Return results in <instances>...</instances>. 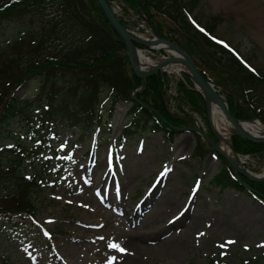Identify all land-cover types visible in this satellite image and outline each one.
Here are the masks:
<instances>
[{"label": "rangeland", "instance_id": "374dc122", "mask_svg": "<svg viewBox=\"0 0 264 264\" xmlns=\"http://www.w3.org/2000/svg\"><path fill=\"white\" fill-rule=\"evenodd\" d=\"M198 2L191 16L201 25L214 23L217 38L236 48L243 60L263 69L264 0ZM122 5L113 2L116 11ZM51 8H57V4L38 13H23L18 19L1 20L0 46L11 43L26 26L29 30L40 32V17L45 21V14L51 13V17L57 14ZM133 20H139L138 16L134 14ZM158 20L162 21L164 29H168L167 21L159 17ZM139 25L141 23L130 25L131 31L149 38V32ZM142 51L154 62L162 57ZM192 51L204 64L199 51L196 48ZM167 56L170 54L164 57ZM203 68L209 72L206 65ZM164 72L169 79V97L164 100H167L171 113L187 123L184 126L186 130L177 136L175 143L165 144L157 134L138 131L136 134L133 131L126 143L112 153V146L128 123L127 106L123 104L117 106L113 118L109 119L111 128L102 126L97 134L93 133L82 142L78 140L79 131L59 130L52 144L55 143V148L60 144L62 151H68L58 159L62 167L53 172L46 185L43 184V191L32 197L36 208L34 222L41 227L28 221L26 228L2 229L5 236L0 237V264L2 259L5 264H264V208L246 194L231 190L220 193L217 188L207 185L222 160L190 129L195 126L215 141L212 133L207 132V111L203 117L196 112L190 113L185 101L183 103L179 99L177 78H172L175 75L180 79V71L166 68ZM213 75L223 83L231 84L227 81L230 74L225 69L217 68ZM31 80L34 79L30 78L17 91L15 89L13 95L33 94L30 91L35 85ZM20 127H23L22 123H14L8 127V135L0 132V146H8L12 141L8 136L16 137ZM21 141L26 144V141ZM198 141L207 153L202 161L189 159ZM89 151L97 161L96 167H91ZM239 156L245 160L243 165L251 174H264V156ZM36 162L34 158L30 166ZM42 162L38 167L44 166ZM24 165V173L30 174L33 169L29 168L28 161ZM51 165H56L55 160ZM133 169L138 173L136 178L130 174ZM193 175L197 176L196 181H193ZM109 178L114 182V188L108 201L121 203L128 218L136 214L142 202H145L142 208L145 207L149 202H146V197L149 200L153 192L159 193L164 189L163 194L160 192L151 202L155 205L150 212L153 221L143 223L138 221L139 218L136 222L133 220L131 229L134 234L145 237V243L140 247H134L126 234L113 231L117 230V223H113L112 218H125L115 211L116 208L112 212L101 204V200L105 204L109 191L101 190L99 186L107 183ZM95 206L99 213L104 209L108 215L94 213L95 217H89ZM172 219L173 224L169 222ZM111 244H118L125 251L110 247ZM218 257L219 261H215Z\"/></svg>", "mask_w": 264, "mask_h": 264}, {"label": "trees", "instance_id": "16d2710c", "mask_svg": "<svg viewBox=\"0 0 264 264\" xmlns=\"http://www.w3.org/2000/svg\"><path fill=\"white\" fill-rule=\"evenodd\" d=\"M108 1L122 3L124 6L119 9L124 15L128 10L138 18L142 15L158 35L184 48L202 76L221 87L235 118L242 121L256 118L264 124V70L245 68L229 49L213 40L214 23H205L204 33L191 26L188 19L199 0ZM53 4L57 8L51 11L57 14L54 17L45 14V21L40 17V32L26 26L19 38L0 46V131L13 122H22L24 130L31 133L35 126L45 132L77 128L83 140L110 118L114 107L121 103L128 106L135 130L157 133L165 141H174L179 132L167 124L181 128L186 122L167 110L164 98L168 77L159 73L147 78L143 90L132 99L141 81L132 75L124 46L118 42L95 0H0V21L21 18L23 13H38ZM158 17L168 22V29L163 28ZM119 21L126 24L122 18ZM192 48L199 51L204 64ZM217 68L230 74L227 81L231 84L213 75ZM30 78L34 79L31 83L35 87L30 91L34 93L13 95ZM176 84L180 101H185L191 111L205 116L202 97L193 90L189 78L183 75ZM102 94L103 98L99 99ZM15 143L14 150L0 148V228L16 227L24 217L33 219L36 208L32 196L40 193L36 182L40 176L34 174L25 180L21 173L23 146L18 144V139ZM230 143L239 155L264 156V144L235 136L230 138ZM206 154L198 141L191 156L202 161ZM223 162L211 177L212 185L220 191L254 195L263 203L264 181L254 183L241 178L248 191Z\"/></svg>", "mask_w": 264, "mask_h": 264}, {"label": "water", "instance_id": "95a60500", "mask_svg": "<svg viewBox=\"0 0 264 264\" xmlns=\"http://www.w3.org/2000/svg\"><path fill=\"white\" fill-rule=\"evenodd\" d=\"M98 3L104 17L106 18L111 30L116 34L118 37L119 42L124 45L125 47V54L127 56L128 62L130 64L131 70L133 75L141 80L144 81L147 78L155 76L159 71L164 70L167 66L172 65H179L184 68L183 73L186 74L192 83L194 84L195 90L201 93L206 110H209V106L211 102H215L219 105V108L228 121V123L233 127V133L231 135L240 137L244 140H247L251 143L256 144H264V137H253L247 134L240 126L239 122L229 111L228 104L226 99L223 95L216 91L214 86L207 82L199 73L196 68L194 61L191 59L189 54L182 48L168 42L167 40L159 37L153 28L146 22V25L149 28V33L151 38L149 39H142L134 34H132L126 27L122 26L118 21V18L111 7L108 0H96ZM163 44V47L160 48H153V45ZM134 45L142 46L147 50L150 51H164L170 53L169 57L163 58L161 61L155 63V65L150 70H141L138 66L134 63L133 60V51L136 49ZM165 47V48H164ZM211 133L215 136L211 125L209 124ZM192 131L199 134L201 139L206 140L212 150L217 151L228 163L230 164L233 171L236 175H240L245 177L249 181L252 182H260L264 180V175L262 176H249V172L245 171L244 169L238 168V164H236L232 159L228 157L227 154L223 153L219 147L211 143L208 137L201 132V130L197 129L196 127L190 128ZM228 143V142H227ZM229 144V143H228ZM230 148L232 149L231 145L229 144ZM232 154L235 153L232 151ZM252 176V177H251Z\"/></svg>", "mask_w": 264, "mask_h": 264}, {"label": "bare ground", "instance_id": "6f19581e", "mask_svg": "<svg viewBox=\"0 0 264 264\" xmlns=\"http://www.w3.org/2000/svg\"><path fill=\"white\" fill-rule=\"evenodd\" d=\"M144 28L149 31V28L147 26H144ZM132 33V32H131ZM134 34V33H132ZM163 44H159V45H153V48H160V47H163L162 46ZM165 48V47H164ZM133 60H134V63L138 66L139 69L141 70H150L154 65L155 63L152 62L142 51L140 50H137L135 49L133 51ZM168 68H170V70L174 71V72H177V71H180V66H176V65H172V66H167ZM165 67V69L167 68ZM253 68V67H252ZM258 70V69H257ZM259 70H262V69H259ZM264 70V68H263ZM262 70V71H263ZM207 115H208V122L209 124L211 125L212 127V130L215 134L216 137H214L215 141L213 142L212 139H209V141L211 143H213L214 145H216L217 147L220 148V150L227 154L228 156L232 155V149L230 148L229 144L227 143V138H228V135L232 134L233 133V127L228 123V121L226 120V118L224 117V115L222 114L220 108H219V105L215 102H211L210 103V106H209V110L207 111ZM239 121V120H238ZM239 126L249 135L253 136V137H264V126L262 123H260L258 120H248V121H240L239 123ZM204 140V139H203ZM206 143H208L206 140H204ZM209 144V143H208ZM210 145V144H209ZM234 160H235V163L238 164V168L240 169H244L243 168V162L245 161L242 157H239L238 155L234 154L233 157H232ZM137 170V169H136ZM132 178H136L138 173L136 171H133L130 172ZM129 174V175H130ZM252 175V176H255L253 174H249V176ZM264 175V174H262ZM251 176V177H252ZM112 187V185H111ZM161 192V194H163V191L164 189L162 190H159ZM167 191V189H166ZM157 193V192H153L152 193V196L153 197H149V202H147L145 204V207H148L150 204H152L151 202L156 198L157 195L160 194ZM165 193V192H164ZM105 209H108L109 211H112L110 209H115V204L113 202H110V200H106L105 199ZM155 205L152 204L151 207H154ZM142 208V207H141ZM119 210L118 212L121 213V215L123 216V218H125L124 220L118 218V216H115L112 218V222L114 223H117V230H113L115 231L116 233H124L128 236L129 240L131 241V244L134 246V247H140L141 244H144L145 242V237L144 238H141V237H138L134 234L133 232V228L131 229L132 227V224H133V219H135V222L137 221V219L139 218V214H131L129 216V218L127 217V212L126 210L123 208V209H117ZM113 212V211H112ZM94 213H99V209L98 207L95 206V208H93V210L89 213V217L91 216H94L95 214ZM100 213L102 214H107V212L103 209L100 211ZM99 213V215H101ZM111 213V212H110ZM168 214V213H167ZM88 217V218H89ZM95 217V216H94ZM93 217V218H94ZM96 220V218H94ZM98 219V218H97ZM100 219V218H99ZM98 219V220H99ZM102 220H103V217H102ZM101 221V220H100ZM100 221H98V223H100ZM140 222H145V221H149V222H152L153 221V217L152 216H148V217H143L139 220ZM95 222V221H93ZM97 222V221H96ZM104 222V220H103ZM90 223V222H89ZM88 223V224H89ZM96 224V223H95ZM250 231V230H249ZM253 233V232H252ZM254 235V234H253ZM93 237V236H92ZM84 239L80 240L83 241Z\"/></svg>", "mask_w": 264, "mask_h": 264}, {"label": "snow or ice", "instance_id": "6c2138e0", "mask_svg": "<svg viewBox=\"0 0 264 264\" xmlns=\"http://www.w3.org/2000/svg\"><path fill=\"white\" fill-rule=\"evenodd\" d=\"M110 247L117 248L121 252L125 251L123 248H120L118 244H111Z\"/></svg>", "mask_w": 264, "mask_h": 264}]
</instances>
